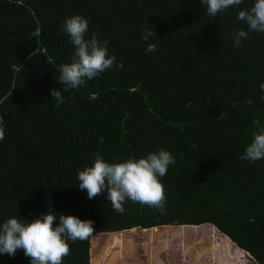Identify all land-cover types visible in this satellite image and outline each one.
<instances>
[{
    "label": "trees",
    "instance_id": "obj_1",
    "mask_svg": "<svg viewBox=\"0 0 264 264\" xmlns=\"http://www.w3.org/2000/svg\"><path fill=\"white\" fill-rule=\"evenodd\" d=\"M254 2L211 17L200 0H0V225L47 211L94 221L62 264H182V248L203 243L213 264H264V159H240L264 128V33L233 43ZM76 15L123 67L57 101ZM148 43L157 50L146 54ZM159 150L176 161L158 177L162 208L129 199L121 214L106 192L78 189L97 154L111 164ZM0 264L30 258L18 250Z\"/></svg>",
    "mask_w": 264,
    "mask_h": 264
},
{
    "label": "clouds",
    "instance_id": "obj_2",
    "mask_svg": "<svg viewBox=\"0 0 264 264\" xmlns=\"http://www.w3.org/2000/svg\"><path fill=\"white\" fill-rule=\"evenodd\" d=\"M243 2L200 0V4L207 6V13L211 17ZM237 18L247 25V31L240 29L233 34L234 47H240L242 40L248 39L249 32L264 33V0H255L252 7L240 11ZM88 30L89 21L85 18L79 15L66 18L64 31L70 36L75 51L71 62L60 66L56 79L63 88L50 90L52 99L62 101L63 93L85 86L86 81L97 78L110 68L123 67L122 63H117L115 56L108 54V41L101 42L95 35L90 39L85 38ZM33 35L39 36L40 30L37 29ZM153 35L155 33L151 27L141 39L147 43ZM156 50L155 44L148 43L145 53ZM260 90L264 92V84L260 85ZM254 124L258 125L259 121H254ZM5 131L4 117L0 115V141L4 140ZM253 137L240 159L255 163L264 159V128L254 133ZM175 162V157L166 150L149 153L138 160L111 164L97 154L92 166L78 170V189L86 190L89 200L106 192L113 209L121 214L125 212L123 204L129 199L162 208L164 188L158 177H163ZM93 233L94 221L57 212L41 213L30 223L22 217H12L0 225V255L14 257L18 250H22L25 257L30 258V264H62L63 258L70 254L67 241H83Z\"/></svg>",
    "mask_w": 264,
    "mask_h": 264
},
{
    "label": "rangeland",
    "instance_id": "obj_3",
    "mask_svg": "<svg viewBox=\"0 0 264 264\" xmlns=\"http://www.w3.org/2000/svg\"><path fill=\"white\" fill-rule=\"evenodd\" d=\"M218 237V236H217ZM184 244L185 243H181ZM204 246L196 248L195 251L197 252H190L186 248H182V251L186 250L184 255H182V264H213L214 262L217 261V258L214 259L215 255H218L216 252H213L212 255L210 253L207 254V244L203 243ZM221 248V247H218ZM200 249V251L198 250ZM221 250V249H217ZM216 251V250H215ZM207 255H209L207 257ZM198 257H202L201 259H197Z\"/></svg>",
    "mask_w": 264,
    "mask_h": 264
}]
</instances>
